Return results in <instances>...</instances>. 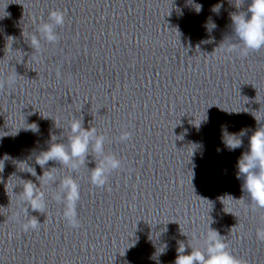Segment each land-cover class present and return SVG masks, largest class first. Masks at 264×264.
<instances>
[{"label": "clouds", "instance_id": "obj_1", "mask_svg": "<svg viewBox=\"0 0 264 264\" xmlns=\"http://www.w3.org/2000/svg\"><path fill=\"white\" fill-rule=\"evenodd\" d=\"M236 12L230 14L235 37L242 45L240 49L243 55L251 51H258L264 48V0H250L246 10L240 11L246 0H231ZM195 11H202V5L196 4ZM222 4L214 5L212 11L219 12ZM65 20L64 13L60 10H53L49 13L48 21L38 25L36 33L31 37L30 47L33 50L41 48V40L48 43H56L59 40L57 28L63 26ZM11 38V37H10ZM13 39V38H11ZM230 51H236L235 48ZM15 81H9V85ZM5 87V81L0 79V89ZM255 117V116H254ZM256 119V117H255ZM257 120V119H256ZM258 123H260L257 120ZM33 131H38V127L32 124ZM70 135L67 137L68 143H57L52 138L48 150L43 151L37 158V164L44 168L49 161H58L61 165L70 166L74 171L80 164H84L86 158L91 153L95 159V167L90 170V182L93 186L103 188L108 182L112 171L122 167V161L113 154L105 152L106 136L98 134L95 127L88 129L83 127V119H73L70 123ZM246 135V130L239 133H228L222 126V142L229 151H234L242 146L241 137ZM131 133L124 131L118 137L121 142L128 141ZM219 152L220 149H217ZM4 159H8L7 155ZM3 163V161H0ZM4 167V165H3ZM0 169V172L3 171ZM238 171L236 178L242 179L241 190L246 192L250 202L260 209H264V124H261L249 138V150L242 153L238 158ZM53 169V168H51ZM51 169L42 176H38L35 169L29 172L39 181V185L31 180H23L22 191L19 192L22 203L30 206V209L43 213L46 208L45 193L41 191L42 184L54 182L55 178L51 174ZM46 177V179H45ZM60 191L55 195V199L64 205V218L70 227H79L76 213V204L80 199L79 185L71 176L64 177L59 183ZM29 209H26L27 212ZM22 224L25 232L35 231L39 228L40 222L35 217ZM210 228V227H209ZM257 239L264 242V227L258 228ZM191 251L186 252V245L180 243L177 249L175 264H244L243 261L228 251L227 243L222 236L210 228L206 234L204 247L193 248L187 245Z\"/></svg>", "mask_w": 264, "mask_h": 264}]
</instances>
